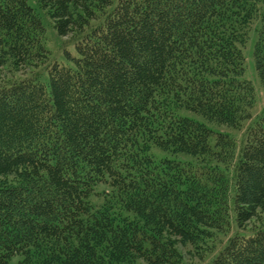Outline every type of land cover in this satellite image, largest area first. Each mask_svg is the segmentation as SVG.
Returning <instances> with one entry per match:
<instances>
[{
    "label": "trees",
    "instance_id": "obj_1",
    "mask_svg": "<svg viewBox=\"0 0 264 264\" xmlns=\"http://www.w3.org/2000/svg\"><path fill=\"white\" fill-rule=\"evenodd\" d=\"M35 1L77 56L48 60L34 8L0 0V65L48 73L0 79V264H179L177 240L206 264H264V112L239 146L177 114L252 120L241 47L253 30L264 92V0ZM231 212L263 219L226 237Z\"/></svg>",
    "mask_w": 264,
    "mask_h": 264
},
{
    "label": "rangeland",
    "instance_id": "obj_2",
    "mask_svg": "<svg viewBox=\"0 0 264 264\" xmlns=\"http://www.w3.org/2000/svg\"><path fill=\"white\" fill-rule=\"evenodd\" d=\"M27 1L34 8V11L37 13V15L40 18L42 24V30H41L42 33L38 36V38L40 45H42L47 50L48 60L50 61L56 60L59 63L72 65L73 64L72 57L77 56V52L72 41H70L68 36H61L57 33L50 17L45 13L43 8L37 5L35 0H27ZM115 2L116 0H114V3ZM254 42H255V32L251 30L245 44L241 47L244 55V70L241 77L249 80L254 88V105L251 108V113L253 118L251 121H245L242 127L237 129L231 126L207 121L203 116L192 111L180 109L177 111V114L185 115L199 122H202L214 132L226 133L230 137L234 138L239 146L243 138L246 127L248 125H251V123L255 120V118L258 117L262 112H264V92L261 86L260 79L257 75L255 62L253 58ZM39 62L40 60L37 61L31 60L28 62V64L15 65L12 57H9L5 61V63L3 62L1 64L2 66L0 65V79H10L13 76L14 77L26 76L31 73L40 71L41 72L40 78L42 80H47L48 77L47 70L42 69L43 63H39ZM150 153L157 159L169 155L168 153L160 150L157 147H152ZM108 189L109 187L106 183L104 182L98 183L94 188V192L91 193L89 197V201L91 202V204L93 206H97L101 204L104 200V195L98 193H101L104 190L107 191ZM114 209L119 210L120 208L119 206H115ZM119 212L121 213V215H128L129 217L133 216L130 212H127L126 210L123 209L119 210ZM261 219L250 221L245 227L240 228L237 226L235 222L233 212H231L229 216L230 229L226 237L233 233H238L241 235L251 234L253 232V228L258 227L260 225ZM215 232L216 234L218 233V231ZM216 236L217 237H213V236L208 238L205 237V239H203L202 242L199 243V245L203 246L205 249H208L213 245H216V247L218 248L219 241L221 242V240H223L224 242L226 237L225 235H222L220 233H218ZM175 243H176L175 245L177 251L181 253V258H182V263L179 264H206L208 260L207 258L208 254L205 256L204 260L200 256L203 251V248L196 249L193 245L178 240ZM15 260L16 258L12 260L13 264Z\"/></svg>",
    "mask_w": 264,
    "mask_h": 264
}]
</instances>
